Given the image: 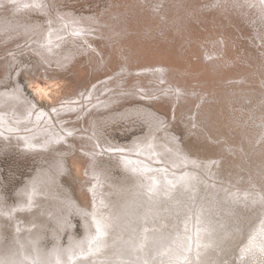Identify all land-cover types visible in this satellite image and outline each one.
<instances>
[{
    "label": "bare ground",
    "instance_id": "obj_1",
    "mask_svg": "<svg viewBox=\"0 0 264 264\" xmlns=\"http://www.w3.org/2000/svg\"><path fill=\"white\" fill-rule=\"evenodd\" d=\"M78 2L0 0V142L40 157L18 205L0 193V238L12 231L0 264H191L231 220L248 228L226 231L225 261L250 263L239 257L264 232V0H108L91 15L68 6ZM10 80L20 88L3 90ZM118 121L146 132L114 143L104 128ZM209 151L224 155L211 163ZM86 168L98 220L84 241L47 252L68 226L62 208L92 213L64 184Z\"/></svg>",
    "mask_w": 264,
    "mask_h": 264
},
{
    "label": "rangeland",
    "instance_id": "obj_2",
    "mask_svg": "<svg viewBox=\"0 0 264 264\" xmlns=\"http://www.w3.org/2000/svg\"><path fill=\"white\" fill-rule=\"evenodd\" d=\"M107 1L108 0H95V1L94 0L93 1L92 0H87V1L86 0H79V2H78L79 5L76 6V5H74L75 3L74 4L68 3V6L69 7H75L76 8V12L78 14H81L82 15L84 13V14H90L91 15L93 12L95 14V10H96L97 3L101 2V4L99 5L101 7ZM102 2H104V3H102ZM2 54H4V53H2ZM24 58H27V57L24 56ZM20 59H21V61H23V62H21L22 64L23 63H27L28 64V63L31 62L30 59L27 60L28 62L25 59L23 60V58H20ZM82 59H84V62H83L84 64H86L87 61H89L87 57L82 58ZM195 61H197V60L195 59ZM158 62H160V61H158ZM27 64H25V65H27ZM77 65H75V66H77ZM64 69L62 68L61 75L66 76L67 75V72ZM16 70H17L16 68L13 69L12 70V73H14V71H16ZM23 75H21L19 77V79H18L19 80V85L22 84V85H20L21 88L15 83V81H11L10 80L11 83L3 84L2 85V89L3 90L4 89H6V90H14V89L20 88L21 91L25 94V96H27V97L29 96V98L32 97L33 95H31V94H33V92H32V89H31L32 88L31 85L35 81V80H33L31 78L33 75H28L27 74V76H25V77ZM101 76H104V73L101 74ZM1 77H2V75L0 76V78ZM27 77H29V78H27ZM30 78H31V80H30ZM83 78H84V81H86V79H87V81H86V83H87L88 80H89V78H86V77H83ZM94 80H95V78L92 79L91 83L94 82ZM73 84L75 85L74 82H73ZM34 101L37 103V104L35 103L36 105H38L40 108L43 107L44 110H46V109L49 108V107H46V105L48 104L47 102H40L38 99L37 100L35 99ZM129 102L130 101H128L126 104H128ZM196 108L199 109L200 106L197 105ZM121 111L124 112L123 109H119L117 113H122ZM162 111L164 113H162L161 115L166 118V121L170 120V123H172L173 122V119H172V116L169 114V111H167V110L165 111V109L162 110ZM115 112H116V110H114L113 113H115ZM167 116H170V117H168V119H167ZM174 126H175V130L177 129L176 130L178 132L177 134L182 136V142L185 145H187L188 144V141L192 138L191 131L188 128L186 129L184 126L182 128V125L181 124H178V123H175ZM111 127L112 128H110V129L109 128H104V131L106 132V135L109 136L114 143H120L121 145L122 144L123 145H126V144L132 143V141L137 136L144 135L145 132H146V131L140 132V129H138V126H137V129L136 130L133 131V130L130 129L129 131L126 132V130L129 128V126H128V124L125 125L123 121L122 122H119V121L118 122H115L114 124H112ZM179 140L181 141V138L180 137H179ZM202 151H204V150L201 149L200 152L202 153ZM205 154H206V156H203V157H205V158L207 157V160L210 161L211 163H212L211 158L213 156L215 157V156H218L220 154L221 155H224V153H221V152H211V151H209L208 153H205ZM207 154H208L209 157L207 156ZM39 159H40V157H37L35 155H32L31 151H28L27 150V152H23V151H21L19 149H15L14 147L9 149V148L4 147L1 144V142H0V171H1V176H3L5 178V182H6V183L3 182V187L2 188L0 186V189H1L0 190V193H3V196L4 197L5 196L7 197V200L9 202H11V206H12V204H14V202H15L16 205L19 204L18 200H19V196H20L19 194H20V192L23 189H25L26 186L28 187L29 182L33 181L34 178L36 177V173H34V172H37V170H38L35 167H36V164H39V161H38ZM69 161H71V159H69ZM43 164L46 165V163H44V162H43ZM109 164L111 165V164H116V163L111 160L109 162ZM102 166H104V163L102 164ZM33 169H36V170L34 172H31V170H33ZM196 169L199 170L202 173V175L205 176V172L203 174V172L199 168H196ZM181 170H183V169H181ZM118 171L116 173L117 174V177L122 178V176H124V174L121 173L120 171L118 173ZM75 173L76 172L74 170V174ZM88 173H90V171L88 169L87 170H84L81 173V175H78L79 179H77L78 180L77 183H73V184H70L71 183V181L69 180L70 178H65L64 184H65L66 188H67V186L69 184V186H71V188H72L71 190L74 189L73 191H74V193H76L75 195H76V197L78 199L77 201L82 206L87 207V209H89L91 212L92 211H95V210H96L95 212H97L96 205L93 202V198L91 199V197H92L91 195L92 194H89V197L91 196L90 197V203H89L88 200H86L85 198H83L84 197L83 193L85 191L87 192V194L90 193V191L88 189H90L89 184L91 183V181H90L91 180V177H88ZM207 177H209V176L207 175L205 178L208 179ZM209 181H214V180H212L209 177ZM125 182L128 184V183H131L132 180L125 181ZM213 183H215V182H213ZM232 185L236 187L237 184L236 185L235 184H232ZM63 191L64 190H62V192ZM202 195L204 196V193H202ZM218 195H219V198L220 197H223V196L220 195V193ZM78 196L80 197L81 201L79 200V197ZM205 197H208V196H205ZM55 202L58 203V201H55ZM88 204H89V206H88ZM229 208L232 209V207H229ZM57 210L58 209H56V212H57ZM61 210H63V211L60 212V210H59V212H60L61 215L59 214L58 216H61V217L63 216V219L65 218L66 220H68V226L64 229V231L59 229L60 232H59V234L55 238H51V239L48 238V240H46L47 239L46 238L43 241L44 243H46L45 245H46V247L48 249L47 252L48 251H51L54 247L64 248V247L70 246L72 243L74 244L75 242H81L82 240L84 241L88 237L89 231L92 230V225L95 223L96 220H98L97 217H96V215H95V217L93 216L94 215V212H92L93 214L91 213L90 216L88 214H85L82 217L80 215V213H76L77 210L74 211V212H72V214L70 212H68L67 209L62 208ZM19 212L21 213V212H24V211H19ZM245 213H248V212L245 211ZM237 214H239V216H240L241 213H240L239 210L237 211ZM257 215L258 214H254L252 216V218H249V219L250 220H253V221H256ZM0 220L8 221L6 218H0ZM53 223L54 222H52V223L49 224V225L52 226V228L54 227V224ZM71 223H73V224L70 225ZM147 224H148V227H151L152 226V228H149V231H152L155 228H157V227H154V225H156V222L154 223V221H152V220H151V222H147ZM226 225H227V228L228 229H223V228L220 227L218 230L219 231L226 230V231L229 232V234H232L234 236L244 234V232H246L247 231V228H248V226H247L246 223H244V222H237L235 220H231V221L227 222ZM71 226H73L74 228L72 229ZM137 226L138 227H143V226H145V224H137ZM217 226H220V224H218L216 226L211 225V228L214 229ZM2 228H4V225L2 226ZM55 228H57V227H55ZM113 231H115V230H113ZM38 232H39V229H37V234H38ZM7 233L8 234L6 235L5 239L0 238L1 239L0 240V251H3L4 250V252H7L8 251V248H9V251L12 252V248H10L7 245H4L6 240H8V241L11 240L10 233L12 234V231L10 232L9 228L7 229ZM166 233H167L168 237H171L169 231H167ZM214 235H218V232H214ZM153 255H154V253H153ZM151 257H153V256H151Z\"/></svg>",
    "mask_w": 264,
    "mask_h": 264
},
{
    "label": "water",
    "instance_id": "obj_3",
    "mask_svg": "<svg viewBox=\"0 0 264 264\" xmlns=\"http://www.w3.org/2000/svg\"><path fill=\"white\" fill-rule=\"evenodd\" d=\"M226 234L225 230V232L221 234L222 240L219 239L216 242L217 244L209 251L206 258H203L204 252L201 256L199 255L197 259H194V261L192 260L191 264H227L225 258L233 255L232 252L229 253V250L233 246V241H229L227 236L229 234ZM243 252L245 253H241L239 258L250 261L248 264H260L262 259H264V232L256 234L251 240H247ZM238 254H240V252H238ZM237 261L238 260H236L234 264H237Z\"/></svg>",
    "mask_w": 264,
    "mask_h": 264
}]
</instances>
